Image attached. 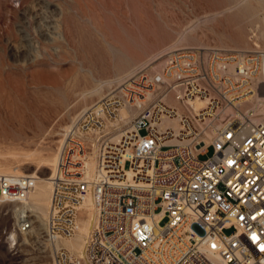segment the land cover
<instances>
[{
  "label": "built area",
  "instance_id": "obj_1",
  "mask_svg": "<svg viewBox=\"0 0 264 264\" xmlns=\"http://www.w3.org/2000/svg\"><path fill=\"white\" fill-rule=\"evenodd\" d=\"M162 57L158 70L126 76L63 132L48 176L47 241L75 234L90 191L92 264H264V48L188 46ZM89 133L98 135L91 182L86 146L71 139ZM37 179L0 174V198L22 203ZM33 226L19 209L14 231ZM54 250L57 264H82Z\"/></svg>",
  "mask_w": 264,
  "mask_h": 264
},
{
  "label": "rangeland",
  "instance_id": "obj_2",
  "mask_svg": "<svg viewBox=\"0 0 264 264\" xmlns=\"http://www.w3.org/2000/svg\"><path fill=\"white\" fill-rule=\"evenodd\" d=\"M238 1L0 0V171L48 177L63 132L78 115L126 75L158 70L170 49L264 48V0L226 10ZM126 115L115 124L121 126ZM75 138L85 144L86 159L97 163L98 135ZM211 153L209 148L199 158ZM20 207L0 203V264H57V247L92 264L88 236L81 251L47 241V214L27 210L34 226L16 233Z\"/></svg>",
  "mask_w": 264,
  "mask_h": 264
},
{
  "label": "bare ground",
  "instance_id": "obj_3",
  "mask_svg": "<svg viewBox=\"0 0 264 264\" xmlns=\"http://www.w3.org/2000/svg\"><path fill=\"white\" fill-rule=\"evenodd\" d=\"M244 1L245 0L238 1L234 6H231V7L227 8L226 10L227 11L232 10L234 7L239 6ZM244 6H245V9L248 8L247 4ZM221 13H222V11H221ZM258 45L256 44L255 47L259 48ZM132 72H133V70H132ZM260 109L262 111H264V103L260 105ZM119 110H120V115L118 114L119 117L123 116L124 114L127 113L126 112L127 110L124 107H121ZM69 126L64 131H66L69 128ZM71 126H72V124H71ZM173 127L176 129L177 124H174ZM71 139L78 141L77 139H73V138H71ZM60 143H61V140H60ZM59 148L60 147H58V150H59ZM58 153L53 158V163H52L53 167L56 166L57 159H58ZM86 155H87V152H84L82 155V158H81V162L83 165V171L82 172L84 173L85 178L89 182H91L94 180L96 173H97L96 172L97 163L93 160L92 156H90L87 160ZM13 173H16V172L0 171V174H6V175H12ZM30 174L33 176H37V178H38L34 188L30 191L28 198L25 201H23L22 203L14 202V204L21 205V207L18 209L37 212L40 215L45 216L47 214L48 208H49L50 191H51V186H50L48 177L39 176L36 174V172H31ZM3 202H4V200H2V198H0V203H3ZM84 209L86 210V212H87L86 214L88 216L83 218V219L78 220V214ZM95 219H96V209H95V205H94V199H93L92 193L90 191H88L84 197V200L80 204V207H79V210L77 213V220H76L77 221V230H76L75 234L70 238L64 239L65 241L62 240L63 242L61 241L62 243L61 242L60 243L63 246L69 248L70 250H78V251L83 250V248H84L83 244L85 242V238L89 235V232L93 226V223L95 222Z\"/></svg>",
  "mask_w": 264,
  "mask_h": 264
}]
</instances>
